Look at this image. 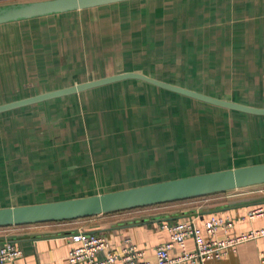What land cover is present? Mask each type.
Segmentation results:
<instances>
[{"label": "crops", "instance_id": "1", "mask_svg": "<svg viewBox=\"0 0 264 264\" xmlns=\"http://www.w3.org/2000/svg\"><path fill=\"white\" fill-rule=\"evenodd\" d=\"M16 1L24 0H0V4ZM125 1L109 3L105 6L124 4ZM204 1L134 0L128 2H132L131 5L137 6L140 11L143 9L145 12V18L137 14L134 20L146 21V23L150 21L156 24L171 18L170 14L178 15L179 21L183 22L186 10ZM95 7L84 9L94 10ZM71 12L56 14L64 15ZM30 20L36 19L12 22L21 24V22ZM4 24L11 23H3L0 26H4ZM57 31L58 33H55ZM131 32L133 33V31ZM139 32V35L143 34L141 29ZM55 35L62 36L63 33L60 29H55L47 37ZM85 35H87V40L90 38L89 41H93V37L97 38L102 34L94 30L91 31V34ZM41 45L40 43L39 46H36L38 51H40ZM148 45L149 49L154 46L152 41ZM31 46L34 47V45ZM258 47L261 48L258 52L263 53L259 57L264 59V45ZM259 57L254 58L253 55V58L248 56L244 60L243 66L246 74L251 73L248 63L253 59L257 61ZM136 58L132 57L131 59ZM131 59L122 58L118 66L112 67L113 70L108 64L102 65L100 70L95 71L91 77L85 80L75 79L73 82L65 84H60L61 81L59 86L51 84V86H55L53 88L45 85L39 77L35 84L31 80L22 81V85L17 80L12 83L9 75H5V71L0 68V86L3 85V89L7 92L11 87V90L17 92L37 89L30 94H21L0 103L123 71H138L205 93L203 88H196L189 84L191 76H194L195 73L191 75V71L187 68L189 66L185 64L174 66L167 59L141 58L142 60L136 62ZM216 62H211L206 66V72ZM16 63L18 62L16 61ZM36 63L39 68L44 67L43 60ZM222 64L223 61L219 60L218 68ZM239 66L241 68L242 64ZM219 71L216 76L207 80L219 78L221 73L228 72L222 71L221 67ZM232 94V97L215 96L235 100L236 96L233 91ZM175 97L190 98V96L154 85L143 79L126 78L3 111L4 114L5 112L6 114L10 113L11 116L25 117L24 123L18 127L21 128L22 133L21 143L18 144V141L15 140L17 139L16 129L5 127L2 131L5 134L13 132L11 137L14 139L8 141L10 147L27 148L24 151L21 150V153H19V148L13 149L15 151L13 160L8 159L6 166L4 165L5 167L2 169L3 175L14 182V198L8 200L7 205L86 196L152 181L182 177L181 173L191 167L196 168L197 172L203 173V171L210 170L211 160L221 163L220 166L213 169L264 162V157H261L264 155V146L237 145L238 149L224 163L217 159H210L206 162L203 158L204 155L203 157L197 155L190 157L187 143L181 139L180 143L176 144L174 139ZM224 109L232 111L225 107ZM26 117H30L31 120ZM249 118L250 120L246 121L256 118L258 124L264 123V115L249 116ZM252 122L255 123V121ZM235 138L242 139L244 137L237 136ZM0 142L3 143V141ZM129 146H132L133 149L129 150ZM123 148L125 150H121ZM175 152L180 153L175 154ZM260 196L264 197V183L79 219L0 227V245L4 241L10 240L22 250V255L19 258L3 264H68L67 254L73 243L69 241L67 234L78 228L104 234L109 243V249L122 246L123 241L129 238L144 251V258L154 260L155 247L169 237L168 231L160 227L162 222L190 218L193 220L194 226L200 230L201 236L207 239L209 235L205 231L204 221L209 215L213 213L229 215L232 217L233 225L227 234L237 235L253 228L263 227L264 215L241 219V215L261 204L238 206H229V204ZM225 234L224 231L218 230L213 236L223 238ZM185 243L188 250L194 248L191 236L186 237ZM261 250H264V236L243 241L223 257L207 259L201 264H261ZM106 252L107 249L101 251L98 257H103ZM179 252L178 247L171 251L172 254Z\"/></svg>", "mask_w": 264, "mask_h": 264}, {"label": "rangeland", "instance_id": "2", "mask_svg": "<svg viewBox=\"0 0 264 264\" xmlns=\"http://www.w3.org/2000/svg\"><path fill=\"white\" fill-rule=\"evenodd\" d=\"M128 1L134 0L0 26V68L5 75H9L12 83L17 80L22 85L24 81L31 80L35 84L39 77L47 86H59L75 79L85 80L100 70L102 65L108 64L113 70L112 67L118 66L122 58L128 60L137 57L131 59L135 62L141 58L167 59L174 66H189L187 68L191 75L195 73L189 84L203 88L205 93H210H206L208 95L232 97L233 91L236 96L233 101L264 107V59L259 57L263 53L258 52L261 49L258 46L264 45V0H205L187 9L183 22L179 21L178 15L170 14L171 18L156 24L134 20L137 14L145 18V12ZM55 29H60L63 35L47 37ZM140 29L142 35H139ZM94 30L102 35L93 37V41H89L90 38L87 40L85 34L89 35ZM151 41L154 46L149 49ZM40 43L42 45L38 51L36 46ZM253 55L259 58L248 63L251 72L248 75L243 64L248 56L253 58ZM39 60H43V68L38 67L36 62ZM219 60L223 61L221 70L228 72L221 73L219 78L207 80L220 72ZM214 61L217 62L206 72L205 67ZM11 89L7 92L3 85L0 86V102L37 90L17 92ZM174 103V139L176 144L181 139L187 143L190 157L204 155L206 162L217 159L224 163L238 149L237 145L264 146V123L258 124L256 118H251L255 123L246 121L250 120L249 116L257 117L259 114L236 109L230 111L191 97H175ZM24 118L0 113V141H3L0 142V207L8 206L6 202L14 198V182L3 175L2 169L8 159L13 160V149L19 148V153L27 149L10 147L8 141L14 139L11 137L13 132L5 134L2 129H16L15 140L19 144L22 133L18 127L24 123ZM26 119L31 120L30 117ZM237 136L244 138H235ZM129 147V150L133 149ZM209 165L210 170L203 172L219 170L213 168L221 163L211 160ZM197 171L191 167L181 174L201 173ZM153 182L156 181L149 183Z\"/></svg>", "mask_w": 264, "mask_h": 264}, {"label": "water", "instance_id": "3", "mask_svg": "<svg viewBox=\"0 0 264 264\" xmlns=\"http://www.w3.org/2000/svg\"><path fill=\"white\" fill-rule=\"evenodd\" d=\"M123 0H25L0 4V24L56 13L90 8ZM143 79L154 85L182 93L228 109L264 115V107L243 104L151 77L138 71H123L100 78L0 103V112L80 92L106 83ZM264 183V162L176 177L86 196L0 207V226L22 225L88 217L122 209L205 195ZM264 197L231 202L229 206L262 204Z\"/></svg>", "mask_w": 264, "mask_h": 264}, {"label": "built area", "instance_id": "4", "mask_svg": "<svg viewBox=\"0 0 264 264\" xmlns=\"http://www.w3.org/2000/svg\"><path fill=\"white\" fill-rule=\"evenodd\" d=\"M258 215H264V204L251 208L240 218H253ZM232 225L233 220L229 215L210 214L204 221V228L209 237L204 239L190 218L162 222L160 227L168 231L169 237L155 247L154 260L144 258V251L129 238L123 241L122 246L109 249L104 234L78 228L67 234V238L73 243L68 251L67 261L68 264H201L207 259L223 257L243 241L264 236V226L237 235H228ZM218 230L226 233L223 238L213 236ZM188 236L194 241L192 250L186 248L185 240ZM175 247H178L180 252L172 254L171 251ZM106 249L105 255L98 257V254ZM21 255V248L13 241H4L0 245V264L13 261ZM260 263L264 264V250L260 251Z\"/></svg>", "mask_w": 264, "mask_h": 264}, {"label": "trees", "instance_id": "5", "mask_svg": "<svg viewBox=\"0 0 264 264\" xmlns=\"http://www.w3.org/2000/svg\"><path fill=\"white\" fill-rule=\"evenodd\" d=\"M124 1V0H123ZM120 2V1H119ZM74 11V10H73ZM7 23H9V22H7ZM214 193H216V192H214ZM194 197H196V196H194ZM163 203H165V202H163ZM155 204H160V203H155ZM155 204H149V205H155ZM144 206H147V205H144ZM139 207H141V206H139ZM80 218H82V217H80ZM31 224H33V223H31ZM23 225V224H22ZM5 226H9V225H2V226H0V227H5Z\"/></svg>", "mask_w": 264, "mask_h": 264}]
</instances>
